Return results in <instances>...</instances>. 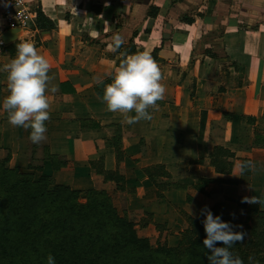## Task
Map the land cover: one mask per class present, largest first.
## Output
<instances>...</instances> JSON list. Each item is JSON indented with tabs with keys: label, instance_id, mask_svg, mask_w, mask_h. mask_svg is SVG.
Returning a JSON list of instances; mask_svg holds the SVG:
<instances>
[{
	"label": "crops",
	"instance_id": "crops-1",
	"mask_svg": "<svg viewBox=\"0 0 264 264\" xmlns=\"http://www.w3.org/2000/svg\"><path fill=\"white\" fill-rule=\"evenodd\" d=\"M29 2L54 27L38 29L34 20L15 41L34 42L51 64L49 88L55 85L59 91L48 93L46 139L34 144L30 129L8 122L2 108L7 73L0 71V160L8 157V165L20 169L39 166L40 173L71 189L106 191L118 212L134 220L137 234L154 246H175L186 216L204 217L202 209L211 210L215 203L234 212L230 199L255 196L264 210V145L254 142L255 131L264 134V0ZM5 30L0 10V34ZM115 34L124 43L113 53L108 46ZM3 45L0 69L16 55ZM143 51L160 66L166 93L158 110L148 109L152 120L130 125L122 114L107 110L104 84L111 82L109 73L122 54ZM217 146L234 155L229 174L209 164L208 155ZM248 160L256 171L241 173L236 165ZM52 162L61 165L54 168ZM91 162L117 170L122 188L105 181ZM153 165L164 166L169 174L159 180L177 184L160 197L143 172ZM201 178L234 182L212 181L200 192L194 185Z\"/></svg>",
	"mask_w": 264,
	"mask_h": 264
},
{
	"label": "trees",
	"instance_id": "trees-1",
	"mask_svg": "<svg viewBox=\"0 0 264 264\" xmlns=\"http://www.w3.org/2000/svg\"><path fill=\"white\" fill-rule=\"evenodd\" d=\"M35 27L51 29L54 25L37 9ZM17 43L3 47L12 55ZM254 135V142L264 145V134L255 131ZM112 144L119 162L122 153L118 137ZM233 157L232 152L219 146L208 155L209 164L220 174L231 172ZM90 164L105 181H114L122 188L124 179L117 170L105 171L100 162ZM60 165L52 162L54 168ZM39 169L33 165L25 169L10 167L8 157L0 160V264H47L49 254L55 257V264H209L210 253L203 245L205 217L186 216L187 225L175 246H154L137 234L134 220L118 212L106 191L71 189L55 183L47 173L36 176ZM143 172L157 187L158 197L165 189L177 187L159 180L169 178L162 165L145 167ZM212 181L234 182L201 178L194 187L204 192ZM243 198L230 199L236 205L234 212L227 211L224 203H215L211 212L233 225V231L245 233L243 243L232 249L244 264H249L250 256L264 264V210L255 203L242 202Z\"/></svg>",
	"mask_w": 264,
	"mask_h": 264
},
{
	"label": "clouds",
	"instance_id": "clouds-1",
	"mask_svg": "<svg viewBox=\"0 0 264 264\" xmlns=\"http://www.w3.org/2000/svg\"><path fill=\"white\" fill-rule=\"evenodd\" d=\"M124 43L123 37L115 34L109 49L116 53ZM49 60L38 52L34 42L21 41L16 44V55L0 71L7 73L8 95L2 101L7 112L8 122L14 127L30 129V140L39 144L46 139L45 122L50 119L51 93L59 88L52 85L49 72ZM111 82L104 84L102 102L109 112L120 113L127 124L141 120H152L148 109L158 110V102L165 98L166 87L162 83L160 66L147 51L135 54H122L119 65L111 73ZM103 84V80H97ZM135 115H130V113ZM241 173L245 170L255 172L256 165L251 161H242L236 165ZM244 203H260L255 197H244ZM206 238L203 245L210 254L209 264H244V260L232 251L238 242L243 243L244 232L233 231V225L220 216H214L210 209H202ZM222 246H217V245ZM249 264H258L254 257L248 258ZM47 264H55V257L49 254Z\"/></svg>",
	"mask_w": 264,
	"mask_h": 264
},
{
	"label": "built area",
	"instance_id": "built-area-1",
	"mask_svg": "<svg viewBox=\"0 0 264 264\" xmlns=\"http://www.w3.org/2000/svg\"><path fill=\"white\" fill-rule=\"evenodd\" d=\"M0 10L2 24L6 29L28 30L36 19L37 9L29 0H0Z\"/></svg>",
	"mask_w": 264,
	"mask_h": 264
},
{
	"label": "water",
	"instance_id": "water-1",
	"mask_svg": "<svg viewBox=\"0 0 264 264\" xmlns=\"http://www.w3.org/2000/svg\"><path fill=\"white\" fill-rule=\"evenodd\" d=\"M20 33L21 30L17 28L6 29L3 33L0 34V41L5 45L12 43L18 39Z\"/></svg>",
	"mask_w": 264,
	"mask_h": 264
},
{
	"label": "rangeland",
	"instance_id": "rangeland-1",
	"mask_svg": "<svg viewBox=\"0 0 264 264\" xmlns=\"http://www.w3.org/2000/svg\"><path fill=\"white\" fill-rule=\"evenodd\" d=\"M19 41V40H18ZM41 173L39 172V171H35V175L36 176H39ZM257 205V204H256ZM257 207H258V205H257ZM259 208V207H258Z\"/></svg>",
	"mask_w": 264,
	"mask_h": 264
}]
</instances>
